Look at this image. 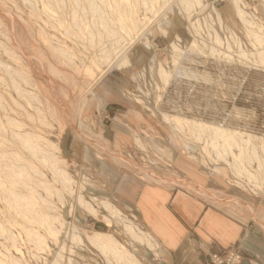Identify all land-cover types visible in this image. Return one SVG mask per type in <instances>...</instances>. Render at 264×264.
Returning <instances> with one entry per match:
<instances>
[{
  "label": "rangeland",
  "instance_id": "rangeland-1",
  "mask_svg": "<svg viewBox=\"0 0 264 264\" xmlns=\"http://www.w3.org/2000/svg\"><path fill=\"white\" fill-rule=\"evenodd\" d=\"M143 183L264 242V0H0V264H164Z\"/></svg>",
  "mask_w": 264,
  "mask_h": 264
},
{
  "label": "crops",
  "instance_id": "crops-1",
  "mask_svg": "<svg viewBox=\"0 0 264 264\" xmlns=\"http://www.w3.org/2000/svg\"><path fill=\"white\" fill-rule=\"evenodd\" d=\"M169 185L143 183L133 190L141 220L151 234L144 232L155 243L152 249L164 264H207L212 250L229 247L242 238L250 254L264 255L263 239L248 227V221ZM241 264L250 262L246 258Z\"/></svg>",
  "mask_w": 264,
  "mask_h": 264
},
{
  "label": "bare ground",
  "instance_id": "bare-ground-1",
  "mask_svg": "<svg viewBox=\"0 0 264 264\" xmlns=\"http://www.w3.org/2000/svg\"><path fill=\"white\" fill-rule=\"evenodd\" d=\"M239 2V1H238ZM238 7H239V5H237ZM242 9V8H241ZM239 16L242 18V19H245V13H243L242 12V10H240L239 12ZM241 13V14H240ZM126 15V14H125ZM246 16H248V15H246ZM220 19V18H219ZM123 20V19H122ZM121 20V21H122ZM253 19H250V21H252ZM246 21H249V20H246ZM128 53V52H127ZM153 177H155V175H153ZM238 200V199H237ZM236 200V201H237ZM252 208V207H251ZM87 209H89V206H88V208ZM94 210V209H93ZM251 210H253V209H251ZM89 211H91V210H89ZM253 212V211H252ZM254 215H255V213H254ZM263 225H264V223H263ZM129 228V230H130V232L131 233H133V235H135V237H137L138 238V240H140V241H142V242H146L147 244H149V245H151V242H152V239L150 240L149 238H148V236H146V233H143V232H141L140 230L138 231V233H136V231L133 229V227H131V226H129L128 227ZM74 237L76 238V239H78V240H81L79 237L80 236H78V235H74ZM87 238L93 243V244H95V245H98L99 247L101 246V245H103L104 246V244H105V242H107V243H109V242H112L113 243V241H114V238L111 236V235H106V234H97V233H93V234H87ZM113 245V244H112ZM108 247V246H107ZM112 248V247H111ZM117 248V247H116ZM118 251V250H117ZM121 252V251H120ZM125 252V251H124ZM128 252V251H127ZM129 255H130V253H129ZM132 255V254H131ZM127 256H128V254H127ZM133 256V255H132ZM126 257V254L124 255V258ZM123 258V257H122ZM133 258V257H132ZM127 259V258H126ZM129 260H130V256H129ZM132 261V260H131ZM136 261V260H135ZM57 262V261H56ZM130 262V261H129ZM132 263V262H131ZM137 264H139V263H137Z\"/></svg>",
  "mask_w": 264,
  "mask_h": 264
},
{
  "label": "built area",
  "instance_id": "built-area-1",
  "mask_svg": "<svg viewBox=\"0 0 264 264\" xmlns=\"http://www.w3.org/2000/svg\"><path fill=\"white\" fill-rule=\"evenodd\" d=\"M242 259V251L236 246L228 248L221 253H211L209 264H239Z\"/></svg>",
  "mask_w": 264,
  "mask_h": 264
}]
</instances>
